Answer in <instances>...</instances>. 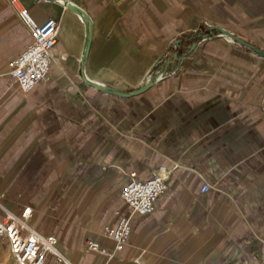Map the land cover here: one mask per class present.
Instances as JSON below:
<instances>
[{
    "label": "crops",
    "instance_id": "crops-1",
    "mask_svg": "<svg viewBox=\"0 0 264 264\" xmlns=\"http://www.w3.org/2000/svg\"><path fill=\"white\" fill-rule=\"evenodd\" d=\"M21 7L58 23L48 74L28 92L8 66L30 41ZM215 27L249 46L200 39ZM174 39L178 57L161 58ZM255 48L264 50V0H0V224L29 207L28 225L55 235L75 264H264ZM157 70L131 96L90 83L126 92ZM131 171L166 181L149 213L119 194ZM121 216L130 234L115 249L102 227ZM0 253L11 264L1 227Z\"/></svg>",
    "mask_w": 264,
    "mask_h": 264
},
{
    "label": "built area",
    "instance_id": "built-area-1",
    "mask_svg": "<svg viewBox=\"0 0 264 264\" xmlns=\"http://www.w3.org/2000/svg\"><path fill=\"white\" fill-rule=\"evenodd\" d=\"M18 14L30 34V41L17 55L8 60L9 75L17 81L23 92H28L48 74L58 23L51 17L37 23L25 7H21ZM213 37L235 42L216 27L214 31L201 35L200 39L208 40ZM180 42V39H174L161 58H177L176 47ZM150 75L149 73L146 78L148 79ZM160 76L161 74L158 77ZM165 188L166 181L162 176L153 174L147 178H139L135 171H131L121 184L119 194L123 201L131 207L133 213L146 214L153 210L156 197ZM208 189L209 185L204 183L200 191ZM29 213V207L22 209L20 215L7 211L4 221L0 224L15 263L75 264L58 248L55 235L40 233L28 225L26 218ZM102 231L113 239L115 249H121L130 234L128 217L121 216L114 225H103ZM87 248L106 254V250L99 247L93 240L87 241ZM234 264L252 263L239 260Z\"/></svg>",
    "mask_w": 264,
    "mask_h": 264
},
{
    "label": "water",
    "instance_id": "water-1",
    "mask_svg": "<svg viewBox=\"0 0 264 264\" xmlns=\"http://www.w3.org/2000/svg\"><path fill=\"white\" fill-rule=\"evenodd\" d=\"M64 2V1H63ZM66 6L68 8H70L71 10H74V11H77L79 12L80 14H84L82 9H80L79 7H77L76 5L72 4V3H69V2H65ZM89 26V24H88ZM216 29H218L219 31L221 32H224L226 35H228L230 38H232V40H234L235 42H239V43H242L244 44L245 46H249L248 43H246L245 41H243L242 39L234 36L233 34H231L229 31L225 30L224 28H221V27H216ZM259 55L263 56L264 57V50L262 49H254ZM161 73L159 71H156L155 73L151 74L150 77L147 79H145L144 83L142 86L136 88V89H133V90H130V91H126V92H123V91H118V90H115V89H110V88H107L103 85H100L96 82H93V81H90V83L98 88H101V89H106V90H110L111 92L113 93H116L118 95H123V96H131V95H135V94H138V93H141L142 91H144L145 89L149 88L152 83L157 80L158 76L160 75Z\"/></svg>",
    "mask_w": 264,
    "mask_h": 264
},
{
    "label": "rangeland",
    "instance_id": "rangeland-1",
    "mask_svg": "<svg viewBox=\"0 0 264 264\" xmlns=\"http://www.w3.org/2000/svg\"><path fill=\"white\" fill-rule=\"evenodd\" d=\"M8 250H9V248H8ZM0 263H1V256H0ZM13 263L16 264L15 261H14V259H12V261H11V264H13Z\"/></svg>",
    "mask_w": 264,
    "mask_h": 264
}]
</instances>
